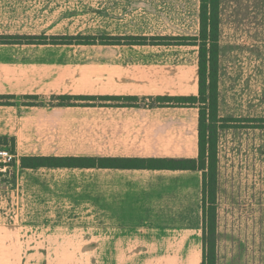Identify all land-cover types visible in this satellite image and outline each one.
Wrapping results in <instances>:
<instances>
[{"label":"crops","instance_id":"obj_1","mask_svg":"<svg viewBox=\"0 0 264 264\" xmlns=\"http://www.w3.org/2000/svg\"><path fill=\"white\" fill-rule=\"evenodd\" d=\"M136 2L140 6L130 7L131 12L142 9L152 14L157 6L169 12L171 7L175 15L183 16V22L187 15L191 26L186 23L172 32L128 30L97 36L191 39L199 35L200 0H130L127 4ZM35 3L0 0V36L88 37L56 33L53 28L42 31L34 24L40 12L11 8ZM96 45L138 54L140 61L92 66L56 63L49 52L91 45H0V96L14 98L12 106L0 105V138L14 140L15 158L10 182L6 180L11 173L0 174V181L7 183L0 190L6 205L0 224L20 231L16 240L33 232L34 239L52 242L58 235L71 236L67 233L80 221L83 225L77 229L95 239L102 264L194 260L202 264L201 171L20 167L22 157L198 158V108L157 103L166 97L198 96V46ZM218 45L219 117L264 118V63H219L223 50L251 53L255 60L262 56L264 0H219ZM68 97H116L120 101L60 100ZM73 132H94L90 140L95 142V151L89 141L73 144L74 137L64 134ZM4 237L5 241L14 239Z\"/></svg>","mask_w":264,"mask_h":264},{"label":"rangeland","instance_id":"obj_2","mask_svg":"<svg viewBox=\"0 0 264 264\" xmlns=\"http://www.w3.org/2000/svg\"><path fill=\"white\" fill-rule=\"evenodd\" d=\"M36 1L35 4L10 6L13 11L33 9L40 12V17L35 19L34 24L35 28L39 26L42 31L53 28L52 31L56 33H80L100 37L97 35L128 30L172 32L181 29L186 23L189 25L188 28L191 26L187 15H185L186 22H183V16L178 13L175 15L171 7L169 12L167 8L159 10L158 6L153 7L158 11L154 10L152 14H145L142 9L131 12L130 7H139L140 4L136 2L129 5L127 2L130 0ZM66 49L67 51L49 52V55L57 59L56 63H91L90 66L94 65L92 63L140 61L138 54L98 45ZM255 59L256 56L251 53L240 51L228 53L223 50L219 63H264V53L257 58L258 60ZM144 62L147 63L146 60ZM214 127L211 134L207 133L205 141L209 142L204 148L206 165L208 158L215 161L214 203L212 205L209 202L210 189L205 200V212L208 214L212 206L214 209L215 264H264V118L219 117ZM64 134L74 137L73 144L80 140L89 141L88 144L95 151V142L90 140L95 137L94 132ZM77 136L78 138L82 136V139H78ZM72 147L76 153L82 154V149H76L74 145ZM4 148L8 149L6 146ZM8 172L11 173V178L6 181L10 182L15 173L13 163L10 164ZM205 172L208 173L207 170ZM6 181H0V190L6 187ZM3 182L6 184L4 185ZM210 187L212 184L208 186ZM4 194V192L0 194V223L4 222L1 215L6 211L4 198L2 199ZM206 223L208 227L210 224L208 218ZM82 225L78 221L73 227L74 231L67 233L71 236L65 238L58 235L51 242L43 241V238L38 236L34 239L33 232L26 231L25 236L16 240L20 231L17 233L16 228H6L0 224V264H102V260L98 258L97 245L93 242L95 239L92 241L90 236H85V230L77 229ZM206 232L208 234L209 230L207 229ZM4 236L6 238L14 236V239L5 241ZM65 239L67 242L63 241ZM39 240L42 241L35 242ZM194 262L195 260L183 261L182 264H194ZM151 263L154 262H135V264Z\"/></svg>","mask_w":264,"mask_h":264},{"label":"trees","instance_id":"obj_3","mask_svg":"<svg viewBox=\"0 0 264 264\" xmlns=\"http://www.w3.org/2000/svg\"><path fill=\"white\" fill-rule=\"evenodd\" d=\"M219 0H200V33L197 37L169 38V37H45V36H0V45H197L199 63V93L197 97L189 98H162L158 105L165 106H196L199 110L198 119V158L192 160H165V159H116V158H89V157H22V169L38 168H137V169H171L193 170L202 172V264H215V216L211 211L205 212V200L210 189L209 202L213 205L215 199V161L206 157L204 146L207 133L213 132L214 123L218 116V57H219ZM12 96H0V105L12 106ZM28 99V98H27ZM60 100H82L87 102L120 101L116 97H68ZM132 102L134 99H126ZM30 104V103H29ZM87 106H91L87 104ZM10 144V152H14V140L0 138V145ZM213 158V157H212ZM14 162V161H13ZM12 162V163H13ZM208 166V167H206ZM208 171L206 173L205 171ZM209 181V184H208ZM212 184V187L208 188ZM209 215V216H208ZM208 218L209 226L206 227ZM209 230L207 234L206 230Z\"/></svg>","mask_w":264,"mask_h":264},{"label":"built area","instance_id":"obj_4","mask_svg":"<svg viewBox=\"0 0 264 264\" xmlns=\"http://www.w3.org/2000/svg\"><path fill=\"white\" fill-rule=\"evenodd\" d=\"M14 159V155L7 148L0 147V174L8 172L9 166Z\"/></svg>","mask_w":264,"mask_h":264}]
</instances>
